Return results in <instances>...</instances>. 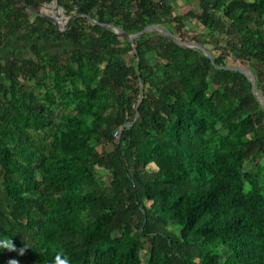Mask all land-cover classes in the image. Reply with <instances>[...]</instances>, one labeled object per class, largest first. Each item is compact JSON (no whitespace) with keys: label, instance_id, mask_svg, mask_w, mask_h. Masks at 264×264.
<instances>
[{"label":"trees","instance_id":"obj_1","mask_svg":"<svg viewBox=\"0 0 264 264\" xmlns=\"http://www.w3.org/2000/svg\"><path fill=\"white\" fill-rule=\"evenodd\" d=\"M169 1L0 0V264H264V0Z\"/></svg>","mask_w":264,"mask_h":264},{"label":"rangeland","instance_id":"obj_2","mask_svg":"<svg viewBox=\"0 0 264 264\" xmlns=\"http://www.w3.org/2000/svg\"><path fill=\"white\" fill-rule=\"evenodd\" d=\"M169 5L172 7V10H174L175 12H178V13H184L186 12L187 10L189 9H196L198 8V5H197V0H170L169 1ZM45 9V13L49 16H51L52 14L49 12V10H54L55 12H57L58 14H63V16H58V17H62L63 20L59 23V27L60 28H63L65 25H66V21L68 19H71L72 17L67 15L64 11V9H60V7L57 5V3L54 5L53 2L49 3V4H46L44 5L41 10ZM57 18V17H56ZM58 19V18H57ZM17 47L20 48L19 45L16 44ZM70 47V44H61V45H54V47H49L50 50H53V51H60V50H64V49H67ZM14 52L11 51V50H4V49H0V63L3 62V59H7L9 57L12 56ZM18 55H23V56H27L28 55V51L23 49L22 52H16ZM149 57H150V60L151 62L154 60L153 59V55L152 54H149ZM118 136L116 135V138ZM94 143L98 146V148L101 150L103 148L105 149H108V150H111L114 148V145L113 144H106V145H102V143H99L97 141L94 140ZM264 159V156L262 157ZM252 166V164L248 161H244L241 163V168L243 170H247V169H250ZM94 172L98 178V180L100 182H107L108 181V178H109V171L104 168V167H96L94 169ZM146 254H147V249H145L144 251H142L140 253V257L141 259H146Z\"/></svg>","mask_w":264,"mask_h":264},{"label":"water","instance_id":"obj_3","mask_svg":"<svg viewBox=\"0 0 264 264\" xmlns=\"http://www.w3.org/2000/svg\"><path fill=\"white\" fill-rule=\"evenodd\" d=\"M53 4H56V1H53ZM60 9L63 10V8L61 6H59ZM29 11L36 13L38 15H42L47 17L48 19H50L56 26L58 29L60 30H64L65 28L68 27V25L70 24L72 19H68L66 21V25L63 28L59 27V20L54 17L53 15L49 16L45 13V9L41 10V11H34L30 8H28ZM88 18L93 22V23H98L95 19H93L92 17L88 16ZM102 25H104L105 27L111 28L113 29L116 33H119L120 35H122L123 37L127 38L132 45L134 46L133 40L141 35H144L148 32H156V33H160L163 34L171 39H173L177 44L181 45V46H186V47H193V48H198L201 51H203V53L205 55H207L208 57L212 58V54L210 52L209 49L205 48L203 45H201L200 43H197L195 41H181L180 39L176 38L169 30H167L165 27L158 25V24H152V25H148L146 26L143 30L138 31L136 33H132L129 34L127 33L123 28L113 24V23H102ZM227 68L230 69H235V70H239L241 72H244L250 82L252 83L253 86V92L255 93L256 97L259 99V101L262 103V105L264 106V96L263 94L258 90V88L256 87V79H255V74L253 73V71L249 68H245V67H236V66H227ZM142 90L144 89L143 86L141 85ZM142 98V97H141Z\"/></svg>","mask_w":264,"mask_h":264},{"label":"clouds","instance_id":"obj_4","mask_svg":"<svg viewBox=\"0 0 264 264\" xmlns=\"http://www.w3.org/2000/svg\"><path fill=\"white\" fill-rule=\"evenodd\" d=\"M0 248L15 250L16 245L14 244L12 238L4 237V238H0ZM19 251L21 254H23L24 249L21 248ZM54 260H55V264H72L71 257L68 254L62 252H58ZM9 264H17V261L15 259H11L9 260Z\"/></svg>","mask_w":264,"mask_h":264},{"label":"bare ground","instance_id":"obj_5","mask_svg":"<svg viewBox=\"0 0 264 264\" xmlns=\"http://www.w3.org/2000/svg\"><path fill=\"white\" fill-rule=\"evenodd\" d=\"M49 12L54 16V17H57L59 22H61L63 20V18L61 17H58V16H63V14H58L57 12H55L54 10H49Z\"/></svg>","mask_w":264,"mask_h":264},{"label":"crops","instance_id":"obj_6","mask_svg":"<svg viewBox=\"0 0 264 264\" xmlns=\"http://www.w3.org/2000/svg\"><path fill=\"white\" fill-rule=\"evenodd\" d=\"M5 59H3V61H4ZM2 63V62H1Z\"/></svg>","mask_w":264,"mask_h":264}]
</instances>
